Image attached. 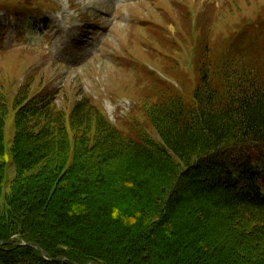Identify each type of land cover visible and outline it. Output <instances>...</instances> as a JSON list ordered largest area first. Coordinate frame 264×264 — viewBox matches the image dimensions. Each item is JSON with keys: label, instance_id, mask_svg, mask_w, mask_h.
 <instances>
[{"label": "trees", "instance_id": "1", "mask_svg": "<svg viewBox=\"0 0 264 264\" xmlns=\"http://www.w3.org/2000/svg\"><path fill=\"white\" fill-rule=\"evenodd\" d=\"M245 20L173 83L152 73L173 92L146 112L151 131L87 96L0 89V264H264V25Z\"/></svg>", "mask_w": 264, "mask_h": 264}, {"label": "rangeland", "instance_id": "2", "mask_svg": "<svg viewBox=\"0 0 264 264\" xmlns=\"http://www.w3.org/2000/svg\"><path fill=\"white\" fill-rule=\"evenodd\" d=\"M21 2L55 8L30 23L21 40L12 38L14 28L4 38L0 13V41L7 46L0 43L1 91L13 94L29 83L30 96L44 93L66 108L87 96L121 130L151 131L146 112L156 97L173 92L168 93L170 85L161 78L173 83L168 73L184 74L205 53L224 51L221 37L244 19L264 25V0H0V10L7 13ZM189 9L199 19L202 45L197 50L192 44L198 41L178 43L175 37L189 28ZM60 16L67 22L64 27ZM257 45L264 48L262 39ZM12 114L6 127L8 147L15 133ZM10 162L2 204L16 175ZM199 205L216 211L209 201ZM216 220L217 214L211 216L206 227Z\"/></svg>", "mask_w": 264, "mask_h": 264}, {"label": "water", "instance_id": "3", "mask_svg": "<svg viewBox=\"0 0 264 264\" xmlns=\"http://www.w3.org/2000/svg\"><path fill=\"white\" fill-rule=\"evenodd\" d=\"M30 245H32V246H35L36 244H34V243H31ZM37 248L45 255V252L42 250V248L41 247H39V246H37Z\"/></svg>", "mask_w": 264, "mask_h": 264}]
</instances>
